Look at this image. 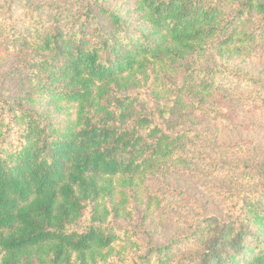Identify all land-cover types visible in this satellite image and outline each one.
Instances as JSON below:
<instances>
[{"label":"trees","instance_id":"16d2710c","mask_svg":"<svg viewBox=\"0 0 264 264\" xmlns=\"http://www.w3.org/2000/svg\"><path fill=\"white\" fill-rule=\"evenodd\" d=\"M131 1L0 0L24 76L0 88V264H264V165L214 154L203 121L264 114V76L189 62L264 49V0ZM188 167L222 210L200 203L185 235L118 251L137 232L110 219L117 194Z\"/></svg>","mask_w":264,"mask_h":264},{"label":"rangeland","instance_id":"374dc122","mask_svg":"<svg viewBox=\"0 0 264 264\" xmlns=\"http://www.w3.org/2000/svg\"><path fill=\"white\" fill-rule=\"evenodd\" d=\"M101 1L117 9H126L129 7V2H132L131 0ZM21 12L23 10L18 12V16L22 20L25 14L21 16ZM3 32L0 28V88L14 89L24 76L20 75L21 70L17 67L19 63L16 62L17 55L5 49L4 43L1 42ZM218 51L211 48L200 58H190L189 62L193 61L197 65L207 67L217 61L229 67L235 66L246 72L251 71L264 76V49L261 46H251L244 54L228 50H223L222 53ZM162 90H164L163 85L147 88L151 95L156 92L164 94ZM232 105L234 110L227 108L224 111L225 115L230 116L228 120L223 112L222 118L213 123L211 119H203L204 123L211 126L209 134L212 136H209L210 140H208L212 143L211 149L214 154L222 157L249 159L254 164L264 165V114L260 111L261 107ZM236 107H238L237 111H235ZM184 171L170 176L149 177L141 185L137 199L130 197V200L124 201L125 196L121 193L117 194L116 198L125 203H119L118 214L115 217L111 215L110 219L123 228V234L128 233L126 236L132 235L135 230L137 232L135 241L125 238V242L117 243L115 248L118 251L132 254V251L137 250L135 243H139L142 247L151 239L153 242L166 244L178 235H185L189 231L185 221L193 213L199 214L201 204L205 206L206 212L222 210V207L215 203L212 194L219 188L218 184L214 180L205 181L196 167H188V170Z\"/></svg>","mask_w":264,"mask_h":264}]
</instances>
